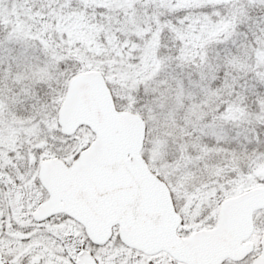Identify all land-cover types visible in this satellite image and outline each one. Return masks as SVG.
I'll return each instance as SVG.
<instances>
[{"label": "snow or ice", "instance_id": "1", "mask_svg": "<svg viewBox=\"0 0 264 264\" xmlns=\"http://www.w3.org/2000/svg\"><path fill=\"white\" fill-rule=\"evenodd\" d=\"M0 264H264V0H0Z\"/></svg>", "mask_w": 264, "mask_h": 264}]
</instances>
